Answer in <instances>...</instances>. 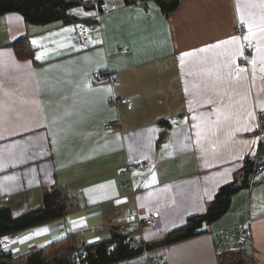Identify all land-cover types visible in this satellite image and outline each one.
Returning <instances> with one entry per match:
<instances>
[{
    "label": "crops",
    "instance_id": "crops-1",
    "mask_svg": "<svg viewBox=\"0 0 264 264\" xmlns=\"http://www.w3.org/2000/svg\"><path fill=\"white\" fill-rule=\"evenodd\" d=\"M87 1L66 23L0 15V207L22 215L60 185L80 203L14 235L12 264L69 233L94 245L126 224L134 245H154L204 215L222 186L241 180L248 159L264 173V0H178L169 12L156 0ZM81 24L88 41L77 36ZM23 37L29 45L18 53L13 43ZM112 95L132 102L112 105ZM145 158L146 168L128 171ZM258 171L201 233L155 245L151 263L138 255L113 264H264ZM133 212L154 224L139 227ZM240 221L250 222L251 244L224 252L212 232Z\"/></svg>",
    "mask_w": 264,
    "mask_h": 264
},
{
    "label": "trees",
    "instance_id": "trees-1",
    "mask_svg": "<svg viewBox=\"0 0 264 264\" xmlns=\"http://www.w3.org/2000/svg\"><path fill=\"white\" fill-rule=\"evenodd\" d=\"M135 2L136 0H128ZM163 10L169 12L176 8L178 0H156ZM87 0H0V15L7 12H20L28 23L47 25L52 22H70L73 16L69 13L72 7L86 4ZM18 53L28 45L26 37L13 43ZM256 160L248 159L242 173L241 180L236 178L232 183L220 188L216 199L210 204L204 215L193 217L189 222L170 233L164 240L154 243H145L151 250L155 245L171 243L195 236L203 231V226L220 218L231 205L233 195L241 188L248 185L251 174L259 170ZM78 198L65 186H55L44 192L42 205L22 215L16 216L10 206L0 207V236L17 235L30 228L61 219L78 209ZM134 236L130 233H114L110 240H105L94 245L79 246L73 233L50 245L33 250L27 255L25 264H77L73 253L83 247L89 250L84 264H113L123 259L141 255L142 243L134 246ZM225 252V251H224ZM0 264H12L11 254L0 253Z\"/></svg>",
    "mask_w": 264,
    "mask_h": 264
},
{
    "label": "built area",
    "instance_id": "built-area-1",
    "mask_svg": "<svg viewBox=\"0 0 264 264\" xmlns=\"http://www.w3.org/2000/svg\"><path fill=\"white\" fill-rule=\"evenodd\" d=\"M98 7H99V12L101 10H107V7L104 3H100ZM238 29L240 31H243L244 27L240 25ZM77 36L83 41H88L90 39L89 27L84 24L79 25L78 30H77ZM257 49H258V46H255L252 42H247L245 44V50L248 52L254 53L257 51ZM99 77L100 75L97 74L95 78L99 79ZM110 80L112 82L115 81V76L113 74L110 75ZM109 101L112 105L118 106L119 104H122V103H131L132 99L122 98L117 95H112ZM259 120H260L259 141H260V144L263 145L264 143V115L263 114L259 115ZM108 127H111V126L108 125ZM262 145H261V148H262ZM260 158L264 160V149L260 150ZM150 162H151L150 158L132 160L128 163L127 169L128 171L132 170L133 168L143 169V168H146ZM263 175H264L263 171H258L256 173V178H260ZM132 215L138 218L139 227L141 228L145 224L146 225L154 224V217L151 215L145 216V215H141L140 213H135V212H133ZM123 229H124V232L126 233L132 232L131 226L128 224L124 225ZM212 233L215 234L219 247L223 251H227V252L245 248L249 246L252 241V230H251L249 221H240L230 227L222 228L217 231H213ZM14 237L15 236H12V235L0 236V253L9 252ZM142 245H143V251L141 252V255L146 256L148 258V261H150L151 263L152 260L149 258L150 250L146 247L144 243H142ZM88 254H89V250L86 247L80 248L73 253L74 261L77 264H84L86 262ZM166 259H167V255H164L162 257V260L165 261Z\"/></svg>",
    "mask_w": 264,
    "mask_h": 264
},
{
    "label": "snow or ice",
    "instance_id": "snow-or-ice-1",
    "mask_svg": "<svg viewBox=\"0 0 264 264\" xmlns=\"http://www.w3.org/2000/svg\"><path fill=\"white\" fill-rule=\"evenodd\" d=\"M236 39H237L236 37H232V38H231L232 41H235ZM245 39H248V37H245ZM220 43H228V41H222V42H220ZM201 51H203V49H201ZM239 54H240V55H243L242 52H239ZM183 55L186 56V55H188V53H184ZM181 63H183V61H181ZM241 71H243V69H241ZM250 115H251V113H250ZM246 130H249V131H250L251 129H246Z\"/></svg>",
    "mask_w": 264,
    "mask_h": 264
},
{
    "label": "bare ground",
    "instance_id": "bare-ground-1",
    "mask_svg": "<svg viewBox=\"0 0 264 264\" xmlns=\"http://www.w3.org/2000/svg\"><path fill=\"white\" fill-rule=\"evenodd\" d=\"M4 254H6V253H4ZM0 259H1V257H0Z\"/></svg>",
    "mask_w": 264,
    "mask_h": 264
}]
</instances>
